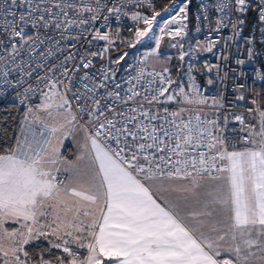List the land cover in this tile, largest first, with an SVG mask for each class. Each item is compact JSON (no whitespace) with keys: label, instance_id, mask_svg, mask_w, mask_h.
<instances>
[{"label":"built area","instance_id":"obj_1","mask_svg":"<svg viewBox=\"0 0 264 264\" xmlns=\"http://www.w3.org/2000/svg\"><path fill=\"white\" fill-rule=\"evenodd\" d=\"M157 1L0 0V109L24 114L55 89L135 176L215 178L260 121L264 0H189L203 54H184L175 86L141 52H117Z\"/></svg>","mask_w":264,"mask_h":264},{"label":"rangeland","instance_id":"obj_2","mask_svg":"<svg viewBox=\"0 0 264 264\" xmlns=\"http://www.w3.org/2000/svg\"><path fill=\"white\" fill-rule=\"evenodd\" d=\"M190 7L189 0H172L165 9L153 12L145 25L136 26L127 35V46L117 52L126 56L139 51L147 67L155 71L178 68L181 73L182 55L203 54V47L189 34ZM20 116L17 141L10 153L0 156V264H105L104 256L99 257L89 241L103 205L85 147L79 146L90 138L75 124L66 100L58 98L55 89ZM260 121L251 138L258 145L263 143ZM18 149L25 157H16ZM71 149L74 159L61 161V155L65 152L68 157ZM25 158L28 163H23ZM153 183L149 182L155 191ZM225 186L219 184L224 196ZM227 236L238 239L232 241L236 248L252 246L254 239L262 246V240L252 235L248 241L237 231ZM39 242L47 245L42 255L50 258L32 262L25 248ZM257 255L262 253L258 250Z\"/></svg>","mask_w":264,"mask_h":264},{"label":"crops","instance_id":"obj_3","mask_svg":"<svg viewBox=\"0 0 264 264\" xmlns=\"http://www.w3.org/2000/svg\"><path fill=\"white\" fill-rule=\"evenodd\" d=\"M89 138L79 146L85 147L88 169L103 199L89 241L105 264H264L263 145L251 141L247 148L226 153L222 172L191 183L137 177ZM19 149L16 157L21 159L25 156ZM70 151L61 161L74 159L75 151ZM222 182L226 196L219 188ZM233 231L245 241L249 235L260 238L262 246L254 239L252 246L236 248L238 239L227 236Z\"/></svg>","mask_w":264,"mask_h":264},{"label":"trees","instance_id":"obj_4","mask_svg":"<svg viewBox=\"0 0 264 264\" xmlns=\"http://www.w3.org/2000/svg\"><path fill=\"white\" fill-rule=\"evenodd\" d=\"M172 0H158L155 7L150 11V15L153 12L161 11L165 9ZM189 29L191 25V17H188ZM181 61V59L179 60ZM173 78V86H175L180 77V71L178 68L170 70ZM263 80L260 85L255 88V92L258 96V107L261 116L260 129L263 140V150H264V65L262 68ZM37 101V100H36ZM35 101V102H36ZM21 128V116L17 108L14 105H9L7 107L0 109V156H5L10 153L17 141L18 134ZM47 249V245L39 242L36 244L28 245L25 248V254L27 258L32 262H37L38 260H48L50 256H43L42 252Z\"/></svg>","mask_w":264,"mask_h":264},{"label":"water","instance_id":"obj_5","mask_svg":"<svg viewBox=\"0 0 264 264\" xmlns=\"http://www.w3.org/2000/svg\"><path fill=\"white\" fill-rule=\"evenodd\" d=\"M183 59H184V55H182V57H181V62L183 61Z\"/></svg>","mask_w":264,"mask_h":264}]
</instances>
